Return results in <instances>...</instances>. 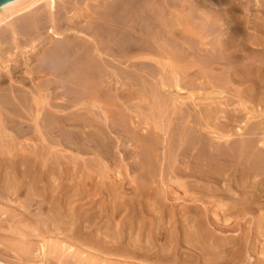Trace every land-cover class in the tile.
I'll use <instances>...</instances> for the list:
<instances>
[{
  "label": "bare ground",
  "instance_id": "obj_1",
  "mask_svg": "<svg viewBox=\"0 0 264 264\" xmlns=\"http://www.w3.org/2000/svg\"><path fill=\"white\" fill-rule=\"evenodd\" d=\"M58 1L62 2L64 0H13L0 7V56L1 58L4 56H11V58L6 61V63H10V65L7 64L6 67L4 66V72L2 70V72H0V136L4 141L9 139V142H14L15 145L18 147L20 146V148H22L21 144H23V142L21 143V139L25 138L24 143L28 144L26 140H32L34 135L35 137L39 136V139L37 138L35 141H37V148H41V151L37 150L36 152L34 151L35 153H31L29 150H33L32 146L31 149L28 150L31 154H28L26 153L28 151L25 152V144L23 147L25 150L22 148L23 150L21 149V151L17 153V151L20 150L18 149L15 151L17 154L11 149V152H14L15 155L10 154L11 152H7L6 156H11V158H9L11 164L6 165L5 159L1 161L0 264H139L140 262L143 264H200V262H203V264H229L241 260V258L244 257V249L243 247L235 248L236 243L241 238L240 234L234 236V238H231L229 241L224 239V243L215 241L216 246H212L209 243L210 239L208 238L206 230L207 226L206 228L204 227V222L199 221L196 224L191 223V217H187V226L195 229L189 232L184 231L186 237L183 242H179V234L181 231L178 229L176 223L177 214L165 216L163 208H161L157 202L153 204L154 210L153 213L150 214L148 208V211L145 208H141L142 206L137 209L136 203L138 201L135 202L133 199L132 203L119 201V197L121 196L119 190L124 189L123 185H118L116 183L110 185L106 183L108 185L100 187V189L97 187H89L88 183L93 180V175L87 172L92 166V162H88L84 160V158V162H82V172L77 169L76 160L74 161L75 168L73 172H70V170L66 168L67 166H64V161L62 162L61 157L58 158L57 153L55 162L50 159L52 157L54 159L53 153L51 154L52 157H49V152L57 150V148L61 146H66L83 155L93 154V156L95 155L101 158L103 161H106V163L110 162L112 164L115 162L117 155L121 154L125 159H133V162L131 161V163L128 164L129 170L138 171L141 178L145 172L151 174L150 179H155L157 175L163 177L164 170L161 168L163 159H161L158 153L160 151L158 147L162 145V141H159L157 136H159L160 132L165 136L168 133H172L174 131L173 129L176 131L177 128H175L176 126L173 128L174 125H172V127L171 125H167L166 129L162 131L160 127L156 126L155 128L159 133H155V136L152 135L155 138L153 139L151 136L152 132L149 135L141 131L140 126L141 123L144 122L141 121L140 123L137 121V123H135L136 121H133V119L128 116L129 112L131 111L133 113L134 110H130L131 105H126V102H130L132 99L135 100V98L139 99L140 110H142L141 105H143V102H152L151 107H154V110H157L158 113L160 108H164L169 102L167 97L170 94L166 97L165 88L170 91V89L175 87L173 86L174 84H172L174 80H176V78L174 79L175 76H173L174 80L169 79V82L167 80V83H165V81L161 83L162 87L156 86L153 83L151 84V81L149 80L150 82H148V78L144 76V70H149L152 66L150 65V67L146 69L147 67L145 64L147 63H144V59L146 61L150 59L148 65L153 61L154 63L160 64L162 60L159 57L161 56L163 59L169 60L167 63L169 67L173 61L177 63L183 62L184 65L181 67V64L180 68L183 70L185 76L183 78L181 77L183 81L179 79L181 81L180 85L185 80L187 82L188 78H192L191 81L193 82V86L189 84L188 88L187 85L185 87L187 89L190 88L189 86L196 88L194 86L197 85L194 84L196 80L194 81L195 78L192 77V74L196 71L195 68L202 67L203 65H201L202 61L199 64V62H196L197 60L195 63H191L192 61L189 58L193 55L192 51L196 50L192 47L197 46L196 48L200 49L198 46L201 47L202 44L207 45V43H196V45L193 42L194 39L192 40L190 38L191 36H196L199 32L196 33V31H192L189 24L191 21L188 23L187 21L189 19L182 16L185 9L183 7L178 8L176 5H171L170 3L172 0L171 2L168 1L166 4L165 1H162L166 8L163 7L161 0H108V2H106L107 4L104 3L106 0H103V12L100 14L101 9L96 10L97 13L95 14L98 15L99 13V15L94 17L95 20L90 15L93 20L91 19L90 21V17L88 18L90 27L86 28V26H84L87 29L84 30L78 25V22H81L82 19L77 21V18L86 16V11L84 15V10L87 9L83 10V8L79 6L83 10V14L81 13V15L79 12H76L80 10H76L75 13L73 12L74 9L72 7L74 6L70 5L72 1L68 0L71 3L66 2L69 7L68 5H60ZM173 1V3L177 2L175 0ZM184 2L186 3V0ZM74 3L73 5H75ZM99 7H102V5ZM163 8L165 9L163 10ZM94 10L95 9H93V11ZM190 11L191 10H189V12ZM89 14L90 13L87 11V15ZM189 14L191 15V13H188V15ZM175 15L176 23H172L173 21L170 22L172 16L175 17ZM164 16L170 17L171 20L169 21L167 18H164ZM192 16L189 17L192 18ZM186 22L189 24L190 29ZM88 23L89 22L85 24ZM192 43L194 44L193 46H191ZM41 45L45 46L43 52L41 53L39 50L38 53L35 52L36 54H34L32 51H35V47H42ZM238 45L236 41L229 44L224 42V44L219 45V49L221 47L220 50H224V58L227 57L226 61L228 64L225 65H228L229 68H236L240 78L239 80L244 79L246 80L245 82L252 84L250 88L256 93V91L258 92L257 89L259 85H261L260 83L264 81V76H262V71L258 70L259 73L254 71L257 58L252 59L250 62H243L241 59H238ZM22 46L23 49L20 50ZM207 48L209 49V47ZM17 50L19 52H16ZM28 53H31V56L30 54L28 55ZM156 55H159L157 58L160 60L154 57ZM19 57L21 60H18ZM32 58L36 59L37 63L33 62L36 63V65L31 68L30 64L32 63ZM114 61L119 63L116 64V66L123 65L118 67L124 68H120V70L115 68V65H113ZM127 61L131 62L129 63V68L133 67L134 71H136L134 74H131L128 69H126L128 68ZM218 61L220 60L218 59ZM12 62L15 63V65L11 64ZM209 62H204V65L205 63L208 65ZM11 65H14V68H9ZM177 67L179 68V66ZM20 68H25V74L28 76V80L35 82L36 94H38L36 97H34L35 95H33L32 91L23 90L24 88L22 86L27 84H24L27 79L25 78L26 75L22 77L21 80L18 79L15 81L16 79H13L14 71ZM168 71L172 73L173 69L172 71H170V69ZM148 72H152V70ZM153 72H158V70ZM164 72L166 73V71ZM190 73H192L191 77H187L190 76ZM153 74L152 76H148L156 79L160 72L154 74L157 75L155 77H153ZM166 74H168V72ZM193 76H195V74H193ZM261 77L263 78L262 80ZM110 79H113L115 85L119 86L117 90L114 91V94L111 93L112 90L109 88L112 82ZM156 80L157 84H159V79ZM170 80H173V82L171 83ZM7 82L8 85H5ZM176 82L178 81H175V85L178 84ZM188 83H190V81H188ZM73 84L80 85V87L76 86V88H81V90L78 88L76 93L79 94L81 91L86 101L95 100L94 102L99 103L101 106L103 103L109 102V105L111 103L110 108L108 104H105L106 107H108L107 112H103L105 116L101 115L102 117L95 122H93V120L91 121L88 115L89 118L86 117V119L81 118V115L78 117L77 115L81 112H77L79 114L73 113V115H70L71 117H65L63 115L62 119L57 117L55 113H63L64 111H57L60 107L56 105L58 109L52 112L50 108L54 107H52V105L48 106L50 103H48V97H58L63 92H61V90L65 89H68V92H70L69 88H65V86H71ZM18 85H21L23 89L18 88ZM182 85L185 84L182 83ZM29 86L30 84L28 87ZM60 86L63 88L61 90L59 89L61 92L60 94L59 92L51 93L55 92L54 89L56 90ZM111 86L113 87V85ZM31 88L33 89L34 87L32 86ZM113 88H115V86ZM72 90L70 94H66L70 96ZM65 92L67 91L63 93ZM225 93V90L224 92L210 91V93L206 91V94H203L204 96L198 99L202 101L203 98L204 102V100H210L211 96H213V98H222ZM172 94H174V92ZM72 95L75 96V93ZM225 95L227 96V94ZM247 95H249V93ZM69 98L70 97H68V99L66 98V101L69 100ZM78 98L75 100L77 101ZM166 98L168 101L165 100ZM60 99L62 100V98ZM239 100H241V97ZM70 101L71 100H69V102ZM137 101L135 102L137 103ZM192 102H194V100ZM187 103H189V100ZM170 104L173 107L175 106L174 103ZM186 104L184 103L185 106ZM213 104H215L214 101ZM71 105L70 107H72ZM74 106L72 108H74ZM62 107L63 106H61V108ZM208 107L209 108L204 107L202 109L199 106V114L196 116L197 121L195 122L193 120V127L189 125L192 123L190 121L192 119L191 116V119H189V117L186 118V116H184L186 118L184 119V117L181 116V121H183L181 126L185 125L184 123L188 125L185 129L183 128L184 130H181L182 132L179 131L180 127H178V132L181 133L179 142L175 140L178 144L177 146L175 144V146L178 147V152L173 156L171 155L172 152L169 154L172 156V163L170 166L171 173L180 171L183 174H188L195 170L192 178L200 182L203 186L206 181H212L213 184L214 182L220 183L218 177H220L221 174H224V179H229V177L235 173L238 176V181L236 180L237 187L233 186L236 187L235 189H239L240 195L237 193L229 198L231 205L228 207V212L237 211L239 215L244 217L251 216L255 214L257 209L264 208V142H259L256 138L257 131L264 127H259V130L249 127L248 129L251 130H248V132L246 128L245 131L249 137L238 136V138H234L230 133L231 130L229 132V128L227 129V125H231L234 114H236V119H240L244 113L241 114V111L237 112L235 110H230L225 113L224 119L226 122L225 120V123L222 122L224 123V125L222 124V129L224 128V141L222 142L224 144V153L221 154L222 157H219V154L215 155L216 149L219 148H215L216 145L214 146V142L212 140L210 143H207L208 140L205 142L206 134H208L206 130L208 129V125H211L210 120L213 118V107H211V105ZM88 110L91 111L90 109ZM143 110H145V108ZM94 111L92 112L94 113ZM181 112L182 111H180V113ZM136 113L138 115V112ZM140 113H142V111H140ZM94 114L95 116L98 115L96 111ZM175 114L177 115L178 113L175 112L174 115ZM185 114L186 112L183 115ZM251 116L252 118L254 117L253 114ZM260 116L264 117V113H261ZM246 117L247 121H245V126L250 122L249 117ZM176 119L177 118H175V120ZM178 121L180 122V117ZM171 123L172 122H170V124ZM172 124H174V122ZM255 127L256 125H254V128ZM171 128H173L172 132L169 131ZM61 132H65V134L68 133L69 135L66 143H63V141H61L62 138H60L61 136H58ZM112 133L115 137L111 136ZM172 135L174 136V134ZM176 136H178V133ZM176 136H174L173 139H177L178 137ZM32 141L34 142V140ZM14 143H12V145ZM174 143L172 142L171 144ZM220 144L221 143L217 144V147ZM223 144H221V146ZM3 145H1V148ZM166 145L168 144L166 143ZM9 148L10 145L8 149ZM137 149L140 150V153ZM203 150L206 152L205 154L202 153ZM199 152L204 156H199ZM216 152L219 153L218 151ZM3 154L6 153L0 152V159ZM181 155L189 159L191 163L189 166H186L185 170L180 169L179 158ZM76 156L78 157V155ZM76 156L74 157L76 158ZM64 157L67 158V156ZM84 157L86 158V156ZM69 162H71V160ZM221 163H223L224 168L221 166L223 169L221 172L217 173L218 170L216 166ZM159 164L161 166H159ZM213 166H215V169H213ZM92 167L95 169L96 166L94 165ZM109 175L111 176V174ZM147 175H144L146 179ZM178 176L180 175L178 174ZM137 178L140 179V177ZM136 179L135 182H137ZM150 179L140 182L141 185H143V189L146 185L150 186L155 183L156 179L155 181H151ZM163 179L160 180L159 178V181L161 182ZM251 184L254 186L256 184V186L252 187V189L250 187ZM139 185L138 183L137 186ZM72 186L77 187L75 188L76 191L70 195L71 197H68L70 187ZM220 186L222 189V184H220ZM141 192H139L138 189L139 194L134 193V197H141ZM102 196H105L107 200L102 205H98L96 199ZM124 213L131 215L128 221L125 220L126 216L123 215ZM183 225L185 226V224ZM256 227V244H252L251 248H249L250 252L248 253L260 255L259 263L264 264V239L262 240V238H264V215L260 218ZM146 231L148 232L146 233ZM212 237L213 236L210 238ZM218 250H222L221 253H219L220 251L218 252ZM229 252H232V254L228 255ZM222 253H224V255H222Z\"/></svg>",
  "mask_w": 264,
  "mask_h": 264
},
{
  "label": "rangeland",
  "instance_id": "obj_2",
  "mask_svg": "<svg viewBox=\"0 0 264 264\" xmlns=\"http://www.w3.org/2000/svg\"><path fill=\"white\" fill-rule=\"evenodd\" d=\"M70 1H72V4H70V5L76 7V8L72 7L74 9V11H73L74 13H75L76 10H80V11H76V12H79L81 14L84 9H87V10H84V15H85V11H86V16H87V19H86V16L83 17L84 20L86 19L85 22H84L82 17L81 18H77V21H79V19L80 20L82 19L81 22L80 21L78 22V25L84 30H87L86 28L90 27V21L92 19L91 17L94 18V17H97L99 15V13H98V15L95 14V13H97L96 10H100L101 9V12L98 11L101 14L103 12L104 3L108 2V0H106L105 2L103 0H93V1L92 0H85V1L84 0H77V2H76V0H70ZM70 1H68V0L65 1L64 0V1H62L63 3L60 2V1H58V3L60 2V5L67 6L68 4H66V2L71 3ZM162 1H165V4L168 3V1L171 2V0H167V1L166 0H161V2ZM175 1H177L178 4H177V2L173 3L174 2L173 0H172L171 3L170 2L169 3L171 5L178 6V8H182L183 7L185 10L182 13V16H185L187 19H189L187 21L188 23L191 21L189 24H190V27H191L192 31L194 30V31H196V33L199 32V33H197L196 36L194 35L193 37L192 36L190 37L192 40L194 39L193 40L194 44H196V43L197 44H199V43L201 44L202 42L207 43V45L206 44L205 45L202 44L201 47L198 46L200 49H197L196 48L197 46L192 47V48H195L196 50L192 51L193 55H191V58H189L192 61V62L190 61L191 63H195V61L197 60L196 62H199V64H200V62L202 61L201 65H203V66L195 68L196 71L195 72L193 71L194 73L192 72L193 74H195V76H193L192 73H190V76H187V77H191V74H192V77L195 78L194 81L196 80V82L194 84H197V85H194V86L196 88H198V89L192 87L193 86L192 85L193 82L191 81L192 78H188L189 80L187 79V82H186V80H185L186 77H185L184 78L185 81L182 82L185 85H182V83L180 85V82L183 81V79H181V77L183 78L185 76L184 73H183V70L180 68L181 64H182L181 67H183V65H184L183 62L177 63V62H174V61L173 62L170 61L172 64L169 67V65L167 64L168 61H169L168 59H165V58L163 59L161 56L159 57V55H156L154 57L157 60H160V59L162 60L160 64H157V63H154V61L153 62L151 61L152 63L148 65V63H150V59H147V61L145 59L143 60L144 63H147V64H145L146 67H147L146 69H148V67H150V65L152 66V67H150L151 69L144 70V76H146V78H148V82L151 81V84L153 83V84H155L156 86H159V87H162L161 83H163L164 81H165V83H167L166 82L167 80L169 82V79H173V76H175L174 79L176 78V80L173 79L174 82H173V80L172 81L170 80L171 83L173 82L172 84H174L173 86H175V87L170 89V91H168V89L165 88L166 97H167V95L170 94L169 95L170 97L168 96L167 98L169 99V102L171 100L170 103H174L175 106L173 107L169 102L167 103L168 99L166 98L165 100H167L166 103H167L168 106L165 105L164 108L163 107H162V109L160 108V111L158 113L157 110H154V107L153 108L151 107V105H152L151 103L152 102H149V101L148 102L146 101L145 103L143 102L144 107H143V105H141L142 106L141 107L142 110L139 109L140 108L139 99H136V98H135V100L132 99L130 101L131 103L129 101L126 102V105H128V106L131 105V109L130 110H134L133 113L130 111L128 116L130 118H132L133 121L135 120L136 121L135 123H137V121L140 122V123H141V121L144 122V123H141V126H140L141 131L144 134L148 133L150 135V133L152 132L151 136L152 135L155 136L154 135L155 133H159V131L156 130V128H155L156 126L160 127L162 129V131H164L166 129L167 125H171V127H172V125H174L173 128L175 126H176L175 128H177L176 131L178 133V136H176L177 133H176L175 129H173V128H171L169 131L172 132V129H173L175 132L173 131L172 133H168L165 136H163L164 134L162 132H160L159 136H157L158 140L162 141V145H160V147H158V149L160 148L159 149L160 151L158 150L159 151L158 153L161 156V159H163V162L161 160V162H162V167L161 168L164 170L163 171V177H160V175H157L156 178H155L156 179V181H155L154 178L150 179L151 178V174H149V172L148 173L145 172L144 173L145 176L147 174L149 175V176L147 175V179L148 180L150 179L151 181H155V183L150 185V186L146 185L144 187V189H145L144 190L143 189V185H141V183H140L145 178L144 175L141 178V175H140V173L138 171H135V170L130 171L128 164L131 163V161L133 162V159H131V160L125 159V158L122 157L121 154L117 155L116 160H115V162L113 164L110 163V162H107L108 163L107 164L106 161H103L101 158L96 157L95 155L93 156V154L83 155L81 153H78L77 151H73L72 149H70V148H68L66 146H61V147H58L57 150H52L51 152H49V154H50L49 157L53 153L52 155L54 156V159H53L52 156H51L52 158H50V159L55 162L56 158H57V154H58V158L61 157L62 162L64 161L63 162L64 166L66 165L67 166L66 168L68 170H70V172H73V170L75 168V162L77 163V166H78L77 169L82 172V169H83V165H82L83 163L82 162H84L83 161V158H84V160H87L88 162H92V166L95 165L97 167V168L95 167V169H94L91 166L90 169H89L90 171L88 170V172H87L88 174L93 175V180L90 183H88L89 187H93V188L97 187L98 189H100V187H104L105 185H108V184L111 185L112 183H116L118 185H123L124 189L123 190H119V192H121V196L119 197V201H124L126 203H132L133 200H135V202L138 201L136 203L137 209H139L141 206H142L141 208H145L146 210L148 208V210L150 211V214L153 213V210H154L153 204L157 202L158 205H160V207L163 208V210H164L163 212H165L164 213L165 216H171L173 214H175V215L177 214L176 215V217H177L176 223L178 225L177 226L178 229L181 231L180 234H179V238H180L179 242H183L185 237H186L185 236L186 233H184V231L185 232H189L192 229H195V228H189L187 226V223H186L187 217H191V223H195L196 224L199 221H203L204 222V227L206 228V226H207L206 230H207V233H208V238L210 239L209 243L212 246H216V242L215 241H218V242L220 241V242L224 243V239L229 241V240H231V238L233 239L234 236H237V235L240 234L241 238L236 243L235 248L243 247V249H244V257H242L241 260H237V261L229 263V264H260L259 263V258H260L259 256L260 255H256V254L248 253V252H250L249 248H251L252 244H254L256 242V239H257V233H256V228L257 227L256 226H257L258 222L260 221V218L264 215V208L257 209L255 211V214H253L251 216H246V217H244L242 215H239V213L237 211H235V212L229 211L230 213L228 212V207L231 205V203H230L231 201H230L229 198L231 196H234L237 193H238V195H240L239 189L238 190L235 189L237 187L236 183L238 181V176L235 173H233L229 177V179L226 178L228 180L227 181L226 179H224L225 178L224 174H221L220 177H218V181H220V183L219 182H217V183L214 182V184H213L212 181L211 182L206 181L207 183L204 182V186H203V185H201L200 182H198V181L194 180V178H192V175L195 173L194 172L195 170H193L192 172H190L188 174H183L180 171L171 173V167L170 166H171V163H172L171 162V160H172L171 157L178 152V147H176L178 144L176 143V141L179 142V136L181 134L180 132H178V127H180L179 131H181V130H184L186 128V126L188 125L187 123H184L185 125L181 126V124L183 123V121H181V118L184 117V116H186V118L189 117V119L192 118L190 120L192 123H190L189 125L191 127H193L194 126L193 125L194 121L195 122L197 121L196 116L199 114V106L202 109L204 107L209 108L208 107L209 105H211V107H213V109L211 108L213 110V113H212V115H213L212 117L213 118H212V120H210L211 125L209 124L208 127H207L208 129L206 130V132L208 134H206L205 142L207 140H208L207 143H210L211 140L214 142V146L216 145L215 148H219L220 149V150L216 149V151H218L219 153H217L215 151V155L219 154L218 155L219 157H222L221 154L224 153V149H223L224 148V144L222 143L224 141V128L222 129V127H223L224 123L226 122V120L224 119L225 118L224 117L225 113L229 112L230 110L231 111L235 110L237 112L241 111L242 112L241 114L244 113V115H242L240 117V119H236L237 118V117H235L236 114H234V118L231 120V125L230 124L227 125L228 126L227 129L229 128L228 129L229 132L231 130L230 133L234 136V138H238V136H240V137L241 136L242 137H249L247 135L249 127H251V129H258L259 127H262V126L264 127V117L260 116L261 113L262 114L264 113L263 112L264 111V81H262L260 83L261 85H259V87L257 89L258 92L256 91V93H254L253 89L250 88L252 86V84H250L248 82H245L246 80H244V79L243 80H239L240 78H239L238 71L236 70V68H232V67L229 68L228 65H225V64H228V62L226 61L227 57L224 58V50H220L221 47L219 49V45L220 44H224V42L229 44V43H231L233 41L234 42L236 41V43L239 44L238 48H237V49H239V52H238L239 55L237 54L238 55L237 56L238 59H241L243 62H246V61L250 62L252 59H256L257 58V62L255 64L256 68L254 69V71L256 73H259L258 70L262 71V76H264L263 75L264 74V50H263L264 49V42H262V41H264V0H186V3L184 2L185 0H183V1L182 0H180V1L179 0H175ZM73 3L75 5H73ZM76 3H79V4H76ZM163 3L164 2H162V5H163ZM182 3H185V4H182ZM85 4H87V5H85ZM98 4L102 5V7H99L100 5H98ZM165 4L163 5V7H165ZM180 4H181V7H180ZM182 5H184V6H182ZM187 5H188V7H187ZM71 6H70V8H71ZM79 6L82 7L83 10ZM68 7H69V5H68ZM98 7H99V9H98ZM90 8H91V10H90ZM165 8H163V10ZM93 9H95L94 10L95 12L93 11ZM189 10H191V11L189 12ZM87 11H88V13H90L89 15H87ZM185 11L188 12V13H191V15L190 14L188 15V13H186ZM73 12H72V14H73ZM165 12H167V11H165ZM90 15H91V17H90ZM168 16H170V15H168ZM168 16L167 17L164 16V18H167L170 21L171 19ZM189 16L190 17L192 16V18H190ZM89 17H90V21L88 20ZM175 18H176V15H175V17L172 16V20L170 22L173 21L172 23H176V19ZM94 20H95V18H94ZM86 21L89 22L88 23L89 25L85 24V23H87ZM194 21H195V23H194ZM192 22L194 23L195 27L193 26ZM188 23H187V25L189 27ZM196 25H197V27H196ZM84 26H86V28ZM190 27H189V29H190ZM194 28L198 29L199 31L195 30ZM213 28H214L215 31L213 30ZM200 30H201V32H200ZM194 44L192 43L191 46H193ZM244 45H246V46H244ZM44 47H45L44 45L42 47L37 46V47H35V51L33 50L32 52L34 54H36L35 52L38 53V51L40 50L41 53H42L43 50H44L43 49ZM207 47H209V49ZM22 49H23V46L20 47V50H22ZM205 49H207V50H205ZM199 50H201V51H199ZM16 52H19V51L17 50ZM198 52H199V54H198ZM29 54L31 56V53H28V55ZM197 54H198V56H197ZM194 55H196V56H194ZM200 55H201V57H200ZM204 55H205V57H204ZM157 57H159L160 59L157 58ZM9 58H11V56H4L2 58L0 56V63H1L0 64V72H2V71L4 72V68L6 67L7 64L10 65V63H6V61ZM203 58H205L206 61ZM218 59L220 61H218ZM18 60H21L20 57L18 58ZM33 62H36V59H33L32 63L29 62V63H31L30 64L31 68L35 67V65L37 63V62L36 63H33ZM114 62H115V64H114ZM114 62H113V65H115L114 66L115 68H118L119 70H120V68H124V67H118V66H123V65H117L116 66V64H119V63H117V61H114ZM137 62H139V61H137ZM204 62H207V63L209 62L210 65L209 64L207 65V63H205V65H206V67H205ZM4 63H5V65H4ZM127 63H128V68H126V69H128V71L131 74H134V72H136V71H134V68L133 67L129 68V65H130L129 63H131V62L127 61ZM11 64L15 65V63H13V62ZM33 64H34V66H33ZM260 64H262V65H260ZM259 65L262 66L263 68L260 67ZM13 66L11 65V66H9V68H14ZM177 66H179L180 69ZM156 68H157L158 72L154 73L153 71H157ZM164 68H165V70H164ZM171 68L173 69V71H172ZM260 68H261V70H260ZM169 69H170V71H172V73L168 71ZM151 70H152V72L154 74L159 73V72H160V74H158V76H157V75H154L152 72H148V71H151ZM161 71H162V73H161ZM164 71H166V73L168 72V74H166ZM25 72H26L25 68L17 69V71L15 70L14 74H13V79H16L15 81H17L18 79L21 80L22 77H25V75H26ZM149 73H152L153 77L157 76L156 79H159L158 80L159 84H157V80L156 79L151 78L152 74H149ZM148 75H151V76H148ZM176 75H180V76H176ZM170 77H172V78H170ZM25 78H27V79L24 82V84L25 83H27V84L22 86L24 89L21 87V85H18V88H21L23 90H30V91L33 92V95H35L34 97H36V95H38V94H36L37 91H36V88H35V85H34L35 82L29 81L27 75H26ZM234 79H235V81H234ZM262 79L263 78L261 77V80ZM110 80H112V82L114 84L110 81L111 84H110L109 88H110V90H112L111 93L114 94V91L117 90V87H119V86L115 85V81H113V79H110ZM175 81H178V82H176V83H178L177 84L178 87H177V85H175ZM188 81H190V83H188ZM29 84H30V86L28 87ZM189 84H191L192 86H189L190 88L187 89ZM5 85H8V82ZM111 85H113V87L115 86V88H113ZM186 85H187V88L185 87ZM32 86L34 87L33 89L31 88ZM76 86L80 87L79 84L78 85L73 84L71 86H65V88H69L70 92H71V90L73 88H75V89L72 90V94L75 93V96L72 95V94L69 96L68 94H70V92H68V89L67 90L66 89L65 90H61V89H63L61 86H60L61 88L59 87L56 90L54 89L55 92H51V93H58L59 92V94H60L62 91L63 92L67 91V92H65V93L62 92L63 94L61 93L58 97H54V96L53 97H48V103L50 102L48 106L52 105V107H54V108H50V109H52L51 111L54 112V111H56L58 109V107H60L57 111L61 110V111H64L65 113L63 112V113H55V114H56L57 117H60L61 119L63 118V115L65 117H68L70 115H73V113L74 114H79L81 112L79 115H77L78 117L81 115L80 116L81 118H85L86 119V117L89 116L91 121L93 120V122L98 121L100 119V117L105 116V114L103 112H107V110H108V107H106V105L108 104V106L110 108L111 107V103H110V105H109V102L108 103H103L102 106H104V107H102L101 105H99V103L94 102L95 100H89V102H88V100L86 101V98H84L83 95L81 94V91H80L81 88H79V87L76 88ZM182 86H184V87H182ZM71 87H73V88H71ZM78 88L80 89L79 90L80 92L78 91L79 94L76 93ZM203 88H205V89H203ZM59 89L61 90V92H60ZM173 89H174V91H173ZM165 90H164V92H165ZM193 90H194V92H193ZM224 90L226 91L225 94H227V96L224 94V96H222V98L221 97L220 98L219 97H216V98L214 97L213 98V96H211L210 97L211 101L208 99V100H204V102H203V98H202V101L198 99L199 97H203L204 96L203 94H206V91H207V93H210V91L211 92H221V91L224 92ZM202 91H203V93H202ZM171 92L172 93L174 92V94H172ZM198 92H200V93H198ZM262 92H263V94H262ZM66 93H68V94H66ZM248 93H249V95H247ZM252 93H253V95H252ZM76 94H77V96H76ZM192 94H193V96H192ZM256 94H257V96H256ZM80 95L82 96V99H81ZM64 97H66L67 99H68V97H70L69 100H71V101L69 102V100H67L68 101L67 102L66 98H64ZM72 97H73V100H72ZM78 97H80V98H78ZM240 97H241V100H239ZM262 97H263V99H262ZM60 98H62V100ZM76 98H78L79 101L78 100L76 101L75 100ZM184 98H186V99H184ZM63 99H65V100H63ZM80 99H81V101H80ZM74 100H75V106H74ZM186 100L187 101L189 100V103H187ZM193 100H194V102H192ZM65 101H66V103H65ZM135 101H137V103ZM213 101H214L215 104H213ZM53 102L56 103V104H54ZM69 103H71L72 105L69 104ZM83 103H84V105H83ZM86 103H88V104H86ZM184 103L185 104L187 103L186 106L184 105ZM194 103H196V104H194ZM70 105L72 107L74 106V108L70 107ZM136 105H138V106H136ZM61 106H63L62 108H64V106H65L66 109L65 108L62 109ZM128 106H127V108L129 109ZM96 107H98V108H96ZM101 108H102V110H101ZM104 108L105 109L107 108V109L105 110ZM144 108H145V110H143ZM88 109H90L91 111H89ZM93 109L98 114V115L96 114L97 116H95V114H94L95 111ZM135 110H136V112H138V115L135 112ZM92 111H94V113ZM140 111H142V113H140ZM180 111H182V112L180 113ZM248 111H250V112H248ZM77 112H79V113H77ZM175 112L178 113L177 115L175 114L176 116L174 115ZM183 112L184 113L186 112V114L183 115L184 114ZM252 114L254 116L253 118L251 116ZM90 115H92L93 117L90 116ZM245 115L249 117V121L250 122L249 121L248 122L251 125L248 124L247 126H245L246 125L245 121H247V117ZM139 116H140V118H139ZM177 116L180 117V122L181 123L178 121L179 117H177ZM190 116H191V118H190ZM96 118H98V119H96ZM159 118H160V120H159ZM169 118L170 119L174 118L173 120H175V118H177V119L175 121H173V120L168 121V120H170ZM186 118L184 117V119H186ZM29 119H31V118H29ZM26 120H28V119H26ZM224 120H225V122H224ZM170 122H172V123L174 122V124H172V123L170 124ZM222 122H224V123H222ZM177 125H180V126H177ZM254 125H256L257 128L256 127L254 128ZM245 129H246L247 132L245 131ZM8 133L11 134L10 132H8ZM172 134H174V136H176L178 138L177 139L176 138L173 139L174 136ZM58 136H61L60 138H62L61 141H63V143H66L68 141V138H69L68 133L65 134V132H61V133L58 134ZM111 136L115 137V135L113 133H112ZM153 136H152V138L155 139ZM26 137H28V136H26ZM37 138L39 139V136L35 137V135H34L33 138H32V140H34V142L32 140H26V142H28V144L24 143V141H25L24 139L25 138L21 139L22 140L21 143L23 142V144H24L23 145V144L20 143L21 147L23 148L25 146V144H26V147H24V148H26V150L23 148L25 150V152L28 151L29 149H31L32 146H33L32 147L33 150H29L31 153H33L34 151L36 152L37 150L41 151V148L39 149L36 146L37 141H35V139L37 140ZM57 138H59V137H57ZM63 138H65V139H63ZM256 138L258 139L257 141L264 142V128L260 129L259 131H257ZM7 141L9 142L10 140L7 139L6 141H4V139H2V137L0 136V143H1V145L4 144L3 145L4 149H3V146L1 148V145H0V152H2V153L5 152L6 153V154H3V156H1L0 164H2L1 161H3V159H5L6 160L5 164L9 165V164H11L9 162V160H10L9 158H11V156L10 155H9L10 157L6 156L7 152H11V149L14 152L17 151L18 149H20V150L17 151V153H18V152L21 151L22 148H20V146L18 147L17 145H15V143L12 142V141L9 142V143ZM218 141H219V143H221L223 145L221 146V144H220L217 147V144H219ZM172 142L173 143L175 142V143L171 144ZM12 143H14V144L12 145ZM31 143H32V145H31ZM166 143L168 145H166ZM8 144L10 145V148H9L10 150L8 149V147H9ZM175 144H176V146H175ZM170 145H171V147H170ZM174 146H175V148H174ZM219 146H221V147H219ZM35 148H36V150H35ZM62 148H63V150H62ZM173 148L176 149V150H174ZM139 149H137V151H139V153H140ZM169 150H172V151H169ZM29 151L26 152V153L31 154ZM14 152H11L10 154H12V155L14 154L15 155L16 152L15 153ZM171 152H172V154H171L172 156L169 155ZM76 153H78V154H76ZM202 153L205 154L206 152L203 150ZM202 153L199 152L198 155L199 156L200 155L204 156ZM95 154H97V153H95ZM76 155H78V157ZM64 156H67L68 160L69 161L71 160V162H69L67 160V158L64 157ZM74 156H76V158ZM84 156H86V158ZM195 156H196V154H195ZM72 159H74V160H72ZM179 159H180V164L179 165H180V169L181 170H185L186 166H189L191 164L190 160L187 159V158L182 157V155L180 156ZM104 162H105V165H104ZM193 163H194V161H193ZM69 165H71V166H69ZM79 165H80V167L82 165V167L80 168ZM106 165L108 166V168H107ZM159 166H161V165L159 164ZM221 166L223 167V163H221L220 165L218 164L216 166V169L218 170L217 173L221 172V170L224 168V167L222 168ZM213 169H215V166H213ZM123 173H124V175H123ZM109 174H111V176ZM178 174L180 176H178ZM137 177H140V179L137 178ZM159 178H160V180L163 179V178L164 179L160 182ZM135 179L140 184L139 186H137L138 183L135 182ZM147 179L145 178L143 181H146ZM106 183H108V184H106ZM199 184H200V186H199ZM208 184H210V185H208ZM220 184H222V189H221ZM226 184H227L228 187L226 186ZM229 184H231V185H229ZM183 185H184V187H183ZM218 185H219V187H218ZM233 185L236 186V187H234ZM252 185L253 184L250 185L251 188L256 186V184H255V186L254 185L252 186ZM140 186H141V188H140ZM154 186H155V188H154ZM75 188H77V187L76 186L70 187V192L68 194V197H71L70 195H72L73 192L76 191ZM136 188L139 189V192L142 191L140 193V194H142L141 197H138V198L134 197V193H138V189H136ZM228 188H229V190H228ZM140 189H142V190H140ZM213 189H215V190H213ZM207 194H208V196H207ZM122 197H123V199H122ZM166 197H168V198H166ZM204 198H205V200H204ZM225 199H227V200H225ZM106 200H107V198L105 196H102L101 198L99 197V198L96 199V201H97L96 203L98 205H102L103 203L106 202ZM203 202H204V204H203ZM206 204H207V206H206ZM173 211H174V213H173ZM227 213H229V214H227ZM123 215L126 216V219H125L126 221H128L129 218L131 217V215L128 214V213H124ZM104 221H105V219H104ZM206 223H208V224H206ZM183 224H185V226ZM147 232L148 231H146V233ZM253 234H255V235H253ZM211 236H213V237L210 238ZM263 239L264 238H262V240ZM221 251L222 250H218L219 253H221ZM231 254H232V252L228 253V255H231ZM222 255H224V253H222ZM115 261H117V260H115ZM121 261H123V260H121ZM139 264H143V263L140 262ZM200 264H203V262H200Z\"/></svg>",
  "mask_w": 264,
  "mask_h": 264
},
{
  "label": "water",
  "instance_id": "obj_3",
  "mask_svg": "<svg viewBox=\"0 0 264 264\" xmlns=\"http://www.w3.org/2000/svg\"><path fill=\"white\" fill-rule=\"evenodd\" d=\"M13 0H0V7L12 2Z\"/></svg>",
  "mask_w": 264,
  "mask_h": 264
}]
</instances>
